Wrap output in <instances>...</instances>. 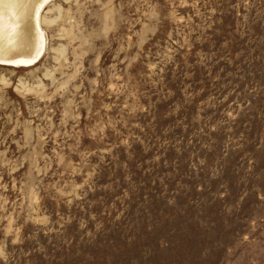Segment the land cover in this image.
<instances>
[{
    "label": "rangeland",
    "instance_id": "rangeland-1",
    "mask_svg": "<svg viewBox=\"0 0 264 264\" xmlns=\"http://www.w3.org/2000/svg\"><path fill=\"white\" fill-rule=\"evenodd\" d=\"M0 63V264H264V0H51Z\"/></svg>",
    "mask_w": 264,
    "mask_h": 264
},
{
    "label": "bare ground",
    "instance_id": "bare-ground-1",
    "mask_svg": "<svg viewBox=\"0 0 264 264\" xmlns=\"http://www.w3.org/2000/svg\"><path fill=\"white\" fill-rule=\"evenodd\" d=\"M51 0H0V63L34 65L42 56L40 10Z\"/></svg>",
    "mask_w": 264,
    "mask_h": 264
}]
</instances>
